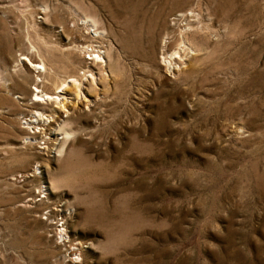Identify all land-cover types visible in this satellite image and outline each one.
<instances>
[{
  "label": "rangeland",
  "instance_id": "rangeland-1",
  "mask_svg": "<svg viewBox=\"0 0 264 264\" xmlns=\"http://www.w3.org/2000/svg\"><path fill=\"white\" fill-rule=\"evenodd\" d=\"M0 264H264V0H0Z\"/></svg>",
  "mask_w": 264,
  "mask_h": 264
},
{
  "label": "bare ground",
  "instance_id": "bare-ground-1",
  "mask_svg": "<svg viewBox=\"0 0 264 264\" xmlns=\"http://www.w3.org/2000/svg\"><path fill=\"white\" fill-rule=\"evenodd\" d=\"M187 20V19H186ZM71 39V38H70ZM71 45V44H70ZM179 45V44H178ZM179 47V46H178ZM180 49V48H179ZM182 50V49H181ZM178 51H180V50H178ZM177 51V52H178ZM94 52V51H93ZM163 52H164V50H163ZM163 52H162V54H163ZM165 53V52H164ZM91 53H89V55H90ZM102 54H103V52H102ZM182 54V53H181ZM170 55V54H169ZM166 57V56H165ZM165 57L163 58V61H165L166 63H167V65H169L170 66V64H172L171 63V58H169V60L167 59V61L165 60ZM89 58H91V59H97L100 63H105V60L103 59V57H101L100 56V52L98 51V54H95L93 57H89ZM174 58V57H173ZM23 59H24V57H23ZM90 59V60H91ZM30 64V66H31V68L33 69V70H35L36 72H39V71H42V70H44V65L42 64V63H39V64H37V63H29ZM102 78V77H101ZM73 81V85L74 84H77L78 82L76 81V79H72V80H69L68 82H72ZM65 86L63 87V88H61V89H59L57 92H55L54 94H44V93H42V94H40V91L37 89V92H34L35 93V97L36 98H39L37 101H48V102H54V103H56V104H60V103H62V100L63 99H66V97H64V96H61L62 95V93H64L66 90H67V88H68V85L67 84H64ZM88 93V92H87ZM45 103V102H44ZM64 103V102H63ZM55 104V105H56ZM54 105V104H53ZM61 105V104H60ZM57 106V105H56ZM42 113V112H41ZM44 114V113H43ZM42 114V115H43ZM35 122L36 121H38V120H44V119H33ZM48 121V120H47ZM31 123V122H30ZM44 123V122H43ZM37 132V131H36Z\"/></svg>",
  "mask_w": 264,
  "mask_h": 264
}]
</instances>
